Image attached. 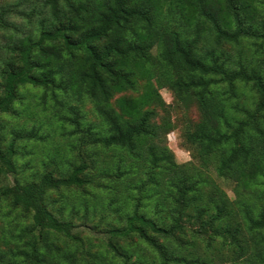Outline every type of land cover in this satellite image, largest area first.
<instances>
[{
    "label": "trees",
    "instance_id": "1",
    "mask_svg": "<svg viewBox=\"0 0 264 264\" xmlns=\"http://www.w3.org/2000/svg\"><path fill=\"white\" fill-rule=\"evenodd\" d=\"M30 1L0 6V175L15 176L0 196L23 213L0 224V264H211L184 252L199 239L205 256L218 242L235 264H264V0ZM158 60L176 74V99L208 116L187 133L202 166L178 164L156 142ZM141 81V94L114 102ZM36 114L78 134L91 162L19 179L22 150L46 137L4 119ZM211 166L236 182L238 199ZM88 185L101 194L79 208L124 219L97 245L50 204L52 192Z\"/></svg>",
    "mask_w": 264,
    "mask_h": 264
},
{
    "label": "rangeland",
    "instance_id": "2",
    "mask_svg": "<svg viewBox=\"0 0 264 264\" xmlns=\"http://www.w3.org/2000/svg\"><path fill=\"white\" fill-rule=\"evenodd\" d=\"M20 4V8L29 9L31 1L30 0H0L1 5L7 4ZM20 14V13H19ZM14 13L13 19H17ZM3 30L0 29V46L3 39ZM156 70L155 76L153 77V82L161 93L164 102L160 103L154 101L151 103L150 107L154 108L156 115L153 121L159 125V137L156 142L162 146H168L169 149L174 153L175 161L180 165L188 164L191 167L202 166V162L198 157L195 156V151L193 146L188 142L187 133L189 130L194 129L195 125L201 120H206L207 115L202 113L198 105L194 102L183 104L176 99V96L171 89V84L176 79L175 72L163 61L160 63ZM141 88L139 91H127L117 95L116 99L122 95L125 96H137L143 92L145 81H141ZM29 90H25L27 96H29ZM116 104V103H115ZM19 105H21L19 103ZM18 105V106H19ZM86 108H91V103L86 104ZM91 118L95 116L91 113ZM7 121L9 127L15 125V123L26 124L28 127L36 126L41 127V133L46 137L43 140L30 143L24 150L18 159L20 164L21 172L23 174H18L19 179L21 175L31 176L34 173L41 172L45 165L49 168H58L66 166L68 161L80 163L82 159L86 160L88 163L91 162L89 159L90 151L88 150L86 144H83L79 138V135L72 134V130L69 128L65 130L59 127L57 124H52L53 120L48 118L47 114H36L32 117L26 115L12 116L4 119ZM56 157V161L54 158ZM58 157V160H57ZM45 164V165H44ZM68 166V165H67ZM66 166V167H67ZM91 168V166H90ZM90 170V169H89ZM93 167L91 171L93 172ZM209 174L212 178L218 182V184L228 193L230 199L235 201L238 199L236 192V182L231 179L220 177L211 166ZM97 179V178H96ZM15 181V176L11 175L6 177L0 175V189L5 185L12 184ZM94 194H101L93 188V186L88 185L84 188H72V189H62L60 191H54L51 193V208L58 214L63 213L67 218L72 219L75 223L74 230L80 234L86 242L91 241L93 244L105 243L110 239L111 232L109 229L111 225L117 224L120 220L122 223L124 219L118 217L117 214H112L109 211H102L99 208H92L90 205V211L86 213L84 207L79 208L80 199H87L88 202L92 203V198ZM77 204V209L73 210L72 206ZM10 201L8 199L0 196V224L1 226H8L11 218H15L19 215V218H23V213L20 210L11 211ZM30 221V219H29ZM27 220V222H29ZM249 239L250 244H253L254 236L246 234ZM191 238L190 235L187 237V241ZM113 241L120 242V244L125 245V239L114 237ZM132 242H138V238H133ZM192 240L189 242L191 243ZM141 246L145 248L143 253L152 256L151 250L147 249L143 244L139 242ZM218 242H213L211 249L209 250L208 256H205L206 242L203 239H199L195 242V246L189 245L184 249L187 253H197L204 255V258L212 261L211 264H235L234 255L232 254L230 246H221ZM98 247H94L96 250ZM173 248L176 246L173 244ZM183 249V247H182ZM152 259V257H151Z\"/></svg>",
    "mask_w": 264,
    "mask_h": 264
}]
</instances>
